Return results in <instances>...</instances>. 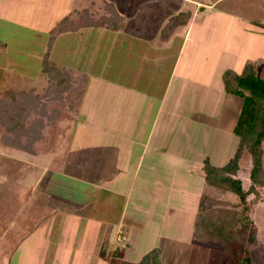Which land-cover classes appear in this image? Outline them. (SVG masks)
<instances>
[{
  "label": "crops",
  "instance_id": "0c3cea01",
  "mask_svg": "<svg viewBox=\"0 0 264 264\" xmlns=\"http://www.w3.org/2000/svg\"><path fill=\"white\" fill-rule=\"evenodd\" d=\"M6 1L0 10L21 15L15 22L23 25L19 19L28 3ZM56 1L63 6V0ZM59 15L61 21L48 28L42 66L48 58L54 65L50 78L63 79L66 89L49 101L42 132L73 105L86 113L76 122L71 147L72 187L46 190L53 216L34 227L44 242L34 254L19 252L9 264H34L36 258L35 264H156L144 259L158 250L154 240L169 234L167 226H188L194 238L207 188L206 160L221 167L237 151L234 128L243 100L227 93L223 75L243 73L253 56L237 53L239 43L224 35L227 27L206 25L202 0H91L89 6L74 0ZM64 34L74 35L76 44L59 58L50 56L57 35ZM259 60L257 72L264 76ZM6 66L4 75L13 70ZM4 86L0 92L11 95L24 90ZM72 91L82 92L79 101ZM52 102L62 106L52 109ZM63 189L70 192L67 199ZM48 225L52 228L43 233ZM24 255L32 258L26 261Z\"/></svg>",
  "mask_w": 264,
  "mask_h": 264
},
{
  "label": "rangeland",
  "instance_id": "374dc122",
  "mask_svg": "<svg viewBox=\"0 0 264 264\" xmlns=\"http://www.w3.org/2000/svg\"><path fill=\"white\" fill-rule=\"evenodd\" d=\"M69 1L73 3L74 0H63V6L60 7L56 0H24L25 7L28 3V12L19 19L20 21L24 20L23 25L15 22L21 15L11 16L9 13L6 15L7 10H0V88L5 85L6 78L4 77H7V86L4 87L8 90L21 88L29 91L30 88H34L37 93L46 90L47 71H45V66L43 68L42 61L51 36L48 28L56 26L55 24L61 21L59 14L64 12V6L66 7ZM202 1L207 13V17L203 18L206 25L219 23L217 25L227 27L224 35H231L230 42L239 43V48L236 46L237 53L247 52L248 57L253 56L254 62L250 67L257 71L259 59L264 60V0ZM0 2L4 3L5 0H0ZM6 2L9 4L10 0ZM89 2L91 3V0H79L80 5L89 6ZM211 4H215L212 9L209 6ZM10 6L14 8L15 2ZM220 11L221 13H219ZM235 22L238 25L233 27L236 25ZM229 27H231L230 30ZM57 37L51 48L50 56L59 58L60 54L68 48L72 49L76 44V37L72 34L57 35ZM250 40H252V45H250ZM245 42L247 46H244ZM234 45L231 46L234 47ZM230 50L232 49L230 48ZM66 56L68 61L69 55ZM253 59L251 58V60ZM6 63L13 70L4 75ZM63 70L62 75H65ZM225 76L224 73L223 78ZM22 91H17V93L13 91L14 95H11L9 91L7 93L0 92L2 94L0 95V108L4 110V103L10 104V100L17 98ZM72 92L76 96L74 100L79 101L80 98L77 97H81L82 92L78 95H76L77 92ZM208 93L214 95L212 89ZM66 95L69 94L66 93L62 97L66 99ZM69 99L72 97L69 96ZM52 106L53 109L55 106L62 105L60 102H52ZM71 109V111L69 109L64 112L61 117L59 114L47 124L44 134L41 131L40 138L33 144L30 143L31 149L33 148L31 152L11 147L5 143L2 136L7 133V130L0 120V264L12 263L19 252H30V250V253L33 254L37 252V248L43 244L45 236L37 234V228H34L35 222L44 221L45 218L53 216H49L48 213L52 212V209H48L51 197L46 190L53 193V191H58L61 185L72 187L70 178H68L70 169L68 164H71L73 155L71 147L74 144V135L78 128L76 122L78 119L82 121L86 113L78 104L76 107L73 105ZM85 109L89 113V110ZM39 117V113H33L27 124L31 123L32 125V121L35 122ZM23 140L26 141V138ZM233 145L236 143L231 144V149H233ZM240 164L241 169L237 176L242 179L247 190L251 184L250 170L252 167L251 154L247 150L244 152ZM74 188L79 190V187ZM72 190L70 191L75 197L74 193L77 192ZM257 190L258 195L252 193L248 197L250 217L258 227V239L252 245L251 255L256 264H264V187L257 185ZM220 192L215 191L213 200L208 202L209 210L214 211V224H228L229 227L239 226L242 212L240 198L230 191H226L224 194ZM69 193L68 190L63 189L65 199ZM49 228L52 226L48 225L43 233L47 232ZM166 228L170 229L169 234L173 233V238L177 235L179 237L170 240L169 234H162L161 238L154 240L157 249L162 251L157 252L152 263L156 261V264H183V262L184 264H196L197 258L200 260L199 264L225 263L226 253L220 244L204 243L195 238L190 239L189 232H187L188 226L173 225ZM179 229L183 231V235L179 234ZM245 233L244 235L237 234L236 237L238 240L248 243ZM148 242L150 245L153 243L152 240ZM232 242L234 241L232 240ZM24 248L28 251H24ZM197 252H200L199 257L195 256ZM163 253H166L165 257ZM23 258L28 260L26 255ZM36 260L38 258L35 259L34 264Z\"/></svg>",
  "mask_w": 264,
  "mask_h": 264
},
{
  "label": "trees",
  "instance_id": "16d2710c",
  "mask_svg": "<svg viewBox=\"0 0 264 264\" xmlns=\"http://www.w3.org/2000/svg\"><path fill=\"white\" fill-rule=\"evenodd\" d=\"M250 66L248 65L243 73L233 70L225 73L227 93L239 96L243 100L234 128L235 134L239 137V145L235 155L224 166H214L208 159L206 160L207 188L199 203L194 225L193 235L197 241L213 242L222 246L226 253L224 264H256L251 250L258 239V227L250 217L248 197L252 193L259 194L257 185L264 187V76L259 75ZM53 67L54 65L47 58L45 71H47L48 85L43 93L37 94L33 90H23L17 98L10 100V104L4 103V110L0 108V120L7 130L2 137L7 145L31 152L33 148L31 149L30 143L33 144L42 135L49 101L66 89L63 79L61 80L58 76L53 77L54 80L50 78L53 76V72L50 71ZM33 113H39L40 117L29 125L27 123ZM23 138H26V141ZM246 150L251 154L252 159L251 184L247 190L242 179L237 176ZM215 191H221V194L230 191L238 195L242 205L239 226L214 224V211L209 210L208 202L213 200ZM244 233L248 237V243L236 237L237 234L244 235ZM232 240L234 242L231 243ZM157 252L159 251L154 250L148 254L144 259L145 262H152Z\"/></svg>",
  "mask_w": 264,
  "mask_h": 264
},
{
  "label": "built area",
  "instance_id": "2783aa9c",
  "mask_svg": "<svg viewBox=\"0 0 264 264\" xmlns=\"http://www.w3.org/2000/svg\"><path fill=\"white\" fill-rule=\"evenodd\" d=\"M120 240H124L125 236H119Z\"/></svg>",
  "mask_w": 264,
  "mask_h": 264
}]
</instances>
